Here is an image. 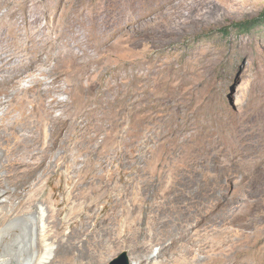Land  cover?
<instances>
[{
    "label": "rangeland",
    "instance_id": "374dc122",
    "mask_svg": "<svg viewBox=\"0 0 264 264\" xmlns=\"http://www.w3.org/2000/svg\"><path fill=\"white\" fill-rule=\"evenodd\" d=\"M262 14L264 0H0V52L70 19L100 43L102 62L82 81L91 105L59 140H77L60 152L68 157L83 136L88 180L71 190L67 160L48 158L62 177L38 195L47 224L92 206L73 246L85 262L136 264L132 247L155 243L160 256L168 233H182L151 264L187 262V241L206 244L190 264H264V24L236 29ZM61 84L77 101L78 80ZM242 135L254 151L231 163L225 152Z\"/></svg>",
    "mask_w": 264,
    "mask_h": 264
},
{
    "label": "bare ground",
    "instance_id": "6f19581e",
    "mask_svg": "<svg viewBox=\"0 0 264 264\" xmlns=\"http://www.w3.org/2000/svg\"><path fill=\"white\" fill-rule=\"evenodd\" d=\"M47 30L28 29L26 35L16 37L15 48L0 52V149L3 150L0 155V264H89L85 262L86 251L73 246H77L75 238L80 232L87 233L91 217L86 215V220L83 211L87 212L92 206L80 212L75 211L77 206H74L75 209L70 208L73 213L69 221L51 220L47 224L38 207V195L47 186L52 187L58 175L62 177L46 165L48 158L54 160L53 164L67 160L69 174L65 181L73 185L71 190L88 180L83 165L89 145L82 144L83 136L73 154L67 157L60 152L68 149L70 142H77H73L71 135L66 142V136L76 119L77 123L83 122V114L91 105L82 81L91 78L92 64L102 62V51H98L100 43L92 42L91 33H87L80 22L73 23V19L61 30ZM54 44L58 45L56 50ZM62 77L78 80L80 95L77 101H73L71 92L62 86ZM65 95L68 98H63ZM65 132V141L61 144L60 136ZM238 140L239 144L225 152L232 157L231 163L249 156L255 148L246 143L244 135ZM32 193L35 195L29 197ZM16 200L20 202L17 204ZM4 202L7 204H2ZM57 206L67 208L68 203H57ZM105 211L106 208L101 215ZM61 214L59 210L60 217ZM168 234L169 243L160 256H153L155 243L132 247L134 262L151 264L154 258L163 256L166 249L177 246L183 237L182 233ZM54 244L58 246L56 250ZM180 245L185 250L184 259H188L182 264H190L197 248L200 252L206 250V244L192 241Z\"/></svg>",
    "mask_w": 264,
    "mask_h": 264
},
{
    "label": "trees",
    "instance_id": "16d2710c",
    "mask_svg": "<svg viewBox=\"0 0 264 264\" xmlns=\"http://www.w3.org/2000/svg\"><path fill=\"white\" fill-rule=\"evenodd\" d=\"M260 24H264V14H262L260 18L254 20V21H249V22L247 21L244 24L236 25V29L239 32H241L242 34L251 33V31H253L255 29L256 25H260ZM232 33H233V29L228 28V29L223 30L221 35L224 38H226V37H229Z\"/></svg>",
    "mask_w": 264,
    "mask_h": 264
},
{
    "label": "water",
    "instance_id": "95a60500",
    "mask_svg": "<svg viewBox=\"0 0 264 264\" xmlns=\"http://www.w3.org/2000/svg\"><path fill=\"white\" fill-rule=\"evenodd\" d=\"M121 259H122V261H127V255H126V254H123V255L121 256Z\"/></svg>",
    "mask_w": 264,
    "mask_h": 264
}]
</instances>
